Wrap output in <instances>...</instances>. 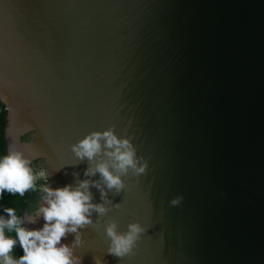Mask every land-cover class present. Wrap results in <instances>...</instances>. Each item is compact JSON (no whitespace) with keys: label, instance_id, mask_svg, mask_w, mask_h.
<instances>
[{"label":"water","instance_id":"obj_1","mask_svg":"<svg viewBox=\"0 0 264 264\" xmlns=\"http://www.w3.org/2000/svg\"><path fill=\"white\" fill-rule=\"evenodd\" d=\"M0 100L6 147L52 187L103 183L71 147L93 130L147 161L119 192L90 185L107 211L79 229L81 264H264V0H0ZM112 220L146 229L123 257Z\"/></svg>","mask_w":264,"mask_h":264},{"label":"clouds","instance_id":"obj_2","mask_svg":"<svg viewBox=\"0 0 264 264\" xmlns=\"http://www.w3.org/2000/svg\"><path fill=\"white\" fill-rule=\"evenodd\" d=\"M73 153L90 164L85 169L86 176L100 174L102 184L97 180L81 179L75 185L66 183L52 187L47 183L37 186L38 179L47 180L48 171L44 167L33 168V157L7 145L0 150V196L4 192L23 196L28 190L39 187L42 195L39 205L30 213L18 215L13 207H4L0 214V264H81V257L75 254V247L82 243L79 229L92 222L93 211L103 214L107 211L102 203L93 202L90 185H94L106 196V190L119 192L124 188L122 176L129 170L140 174L146 170L147 161L137 156L136 148L126 136H119L112 127L93 130L72 146ZM104 157L96 160L97 156ZM180 197L170 203L177 204ZM42 217L44 223L38 228L27 225ZM145 226L138 220L128 223L125 231L118 230L115 220L104 226L109 238V253L123 257L133 252L137 242L145 232ZM15 233V236L6 233ZM75 233L71 244L62 242L67 233ZM19 244L22 254L14 256L13 248ZM95 264H104L95 258Z\"/></svg>","mask_w":264,"mask_h":264},{"label":"trees","instance_id":"obj_3","mask_svg":"<svg viewBox=\"0 0 264 264\" xmlns=\"http://www.w3.org/2000/svg\"><path fill=\"white\" fill-rule=\"evenodd\" d=\"M6 106L2 100H0V150H6V140L4 137V129L6 124ZM23 138H26L25 136ZM39 159H36L33 161V168L38 170L40 168L39 165H37V161ZM46 180L38 179L36 181L37 186L40 184L45 183ZM42 193L39 190V187H37L36 190H28L24 193L23 196H20L19 194H13L4 192L2 196H0V214H2L4 207H13L16 209L18 215H23V212L25 209H27L29 212H31L34 208H36L40 201V196ZM8 235L15 236V233H6ZM22 248L19 246V244L15 245L13 248V255L18 257L20 254H22Z\"/></svg>","mask_w":264,"mask_h":264},{"label":"flooded vegetation","instance_id":"obj_4","mask_svg":"<svg viewBox=\"0 0 264 264\" xmlns=\"http://www.w3.org/2000/svg\"><path fill=\"white\" fill-rule=\"evenodd\" d=\"M37 165H39L40 167H44L46 170L48 169L47 164L44 163L42 159H39V160L37 161ZM45 183H47V182H45Z\"/></svg>","mask_w":264,"mask_h":264}]
</instances>
